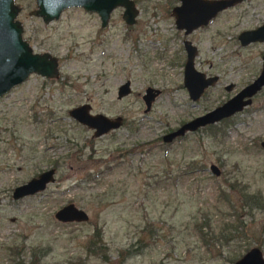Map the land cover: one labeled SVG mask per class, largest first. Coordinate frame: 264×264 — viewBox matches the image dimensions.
Masks as SVG:
<instances>
[{
    "label": "rangeland",
    "instance_id": "rangeland-1",
    "mask_svg": "<svg viewBox=\"0 0 264 264\" xmlns=\"http://www.w3.org/2000/svg\"><path fill=\"white\" fill-rule=\"evenodd\" d=\"M176 2L135 0L139 23L129 31L119 6L104 26L80 6L44 23L28 10L34 0H15L22 37L58 58L59 76L31 73L0 96V264H231L252 245L264 256V207L239 204L244 191L264 195V86L233 115L161 140L232 95L225 84L239 88L258 73L264 43L240 47L235 36L264 20V0H242L188 36L195 69L218 76L195 101L182 84L181 36L168 16ZM126 79L130 91L117 97ZM147 86L159 92L144 111ZM81 103L122 122L92 136L67 113ZM49 167L54 179L43 190L10 197ZM67 202L88 219L55 220Z\"/></svg>",
    "mask_w": 264,
    "mask_h": 264
},
{
    "label": "water",
    "instance_id": "water-1",
    "mask_svg": "<svg viewBox=\"0 0 264 264\" xmlns=\"http://www.w3.org/2000/svg\"><path fill=\"white\" fill-rule=\"evenodd\" d=\"M240 0H179L171 9L177 28L189 32L195 27L205 24L217 11L229 7ZM35 9L31 14L39 16L44 23L58 18L61 11L67 7L80 6L84 10L98 14L101 25H104L109 12L115 6H122V19L131 24L137 10L132 0H34ZM19 5L14 0H0V96L9 91L16 84L24 81L31 73L46 78H56L58 75L57 58L48 52H34L30 44L22 37V25L17 19ZM238 40L242 45L250 41L264 39V21L253 29L239 32ZM186 57L182 69V84L190 100H197L203 90L216 81V75H205L194 67L195 48L184 41ZM264 85V55L258 74L236 93L222 103L183 121L176 128L161 135L163 142H170L173 138L182 136L187 131L215 123L242 110L251 102V96ZM231 84L224 86L230 90ZM128 92V81L123 82L117 89V95ZM158 89L145 87L142 99L144 111L150 107L151 101L157 95ZM68 115L76 121L92 129V136H99L121 124L120 117L109 118L101 113L88 112V104L83 103L67 110ZM264 149V140L259 142ZM212 174L218 175L219 168L214 163L209 164ZM54 167H49L23 183L13 187L11 198L17 199L43 190L54 179ZM53 217L60 222H83L88 219L87 213L73 202H67L53 211ZM231 264H264V256L259 246L252 245Z\"/></svg>",
    "mask_w": 264,
    "mask_h": 264
},
{
    "label": "flooded vegetation",
    "instance_id": "flooded-vegetation-1",
    "mask_svg": "<svg viewBox=\"0 0 264 264\" xmlns=\"http://www.w3.org/2000/svg\"><path fill=\"white\" fill-rule=\"evenodd\" d=\"M133 1V3H134V6H135V8H136V10H137V13L135 14V16H134V20H133V22L131 23V24H127V23H125V21L123 20V22H124V24L126 25L125 26V28L126 29H128L129 31L131 30L132 31V29L133 28H136L137 26H138V23H139V21H138V14H139V11H138V7H136V5H135V0H132ZM240 1H242V0H240ZM239 1V2H240ZM14 2H15V0H14ZM239 2H236V3H239ZM179 3V0H177V2L175 3V4H173V5H171L170 6V8H169V12H168V16L171 18L172 17V20L170 21V23H172V25H173V28L176 30V33L177 34H179L180 36H181V49H182V51H183V57H184V60H185V57H186V49H185V44H184V41H189V43L195 48V55H197V46H196V44L193 42V40L191 39V38H189L188 36H191L195 31H197L198 29H203V28H205L210 22H212L219 14H221L222 12H226V11H228L231 7H233V5H235V4H233V5H231V6H229V7H226V8H223V9H221V10H219V11H217L211 18H209L208 19V21L205 23V24H202V25H199V26H197V27H195L194 29H191L189 32H184V29L183 28H177L176 27V25H175V22H174V15L172 14V11H171V9H172V7L174 6V5H177ZM119 7H121V13H120V16H121V18H122V11H123V7L122 6H119ZM29 11H31L30 9H28ZM29 11H28V13H29ZM90 12H94V11H90ZM19 13V12H18ZM96 15H98L96 12H94ZM109 14H110V12H109ZM156 15V14H155ZM99 17V16H98ZM108 17H109V15H108ZM41 19V18H40ZM157 19H159L158 18V16H157ZM107 20H108V18H107ZM107 20H106V22H105V24L107 23ZM264 20H262L259 24H261L262 22H263ZM153 22H155V20H153ZM157 23H159V21L157 20ZM99 24H100V26H104V25H101V21H100V18H99ZM259 24H257V25H255L254 27H252V28H248V29H253V28H255L256 26H258ZM22 25V24H21ZM159 27H161V26H159ZM162 28V27H161ZM244 30H247V29H244ZM241 31H243V30H241ZM240 31V32H241ZM22 32H23V26H22ZM157 32V31H156ZM238 34H239V32L236 34V36H235V39L237 40V42H238V44H239V46L240 47H246V46H248V45H251V44H254V43H264V39L263 40H261V41H250V42H248V43H246V44H244V45H242L241 43H240V41L238 40ZM154 35H157V33H155ZM155 38H157V37H155ZM26 40V39H25ZM28 42V41H27ZM29 43V42H28ZM156 47V46H155ZM158 48H162L161 46H158ZM33 51V50H32ZM35 52V51H34ZM43 52V51H42ZM159 53V52H158ZM262 55H264V52H262V54H260V59H261V57H262ZM54 56V55H53ZM195 57V56H194ZM57 58V57H56ZM57 62H58V58H57ZM183 63H184V61H183ZM260 66H261V62H260ZM260 70V69H259ZM205 75H216V81L211 85V86H213L214 84H216L217 83V80H218V76H217V74H214V73H208V72H205V71H202ZM259 72V71H258ZM258 74V73H257ZM256 74V75H257ZM255 75V76H256ZM29 76V75H28ZM27 76V77H28ZM59 76V70H58V75H57V77ZM254 76V77H255ZM56 77V78H57ZM253 79V78H252ZM125 81H128V92L127 93H129V91H130V86H129V80L128 79H126ZM125 81H123V82H125ZM251 81V80H250ZM250 81H248V82H250ZM122 82V83H123ZM248 82H246L245 84H247ZM122 83H120L118 86H117V88H116V96L117 97H121L122 95H120V96H118L117 95V89H118V87L122 84ZM227 84H231V88H230V90H228V91H231L232 90V93L234 94V93H236L242 86H244L245 84H243V85H241L239 88H237V87H235V84L233 83V82H229V83H227ZM227 84H225V85H227ZM224 85V86H225ZM264 86V85H263ZM262 86V87H263ZM209 87V86H208ZM208 87H206V88H208ZM262 87L260 88V90L262 89ZM153 88V87H152ZM206 88L203 90V92H202V94L205 92V90H206ZM156 89V88H155ZM260 90H258L257 92H255V94H253L252 96H251V101L254 99V97H255V95H257L259 92H260ZM227 91V90H226ZM158 92H159V90H158ZM127 93H125V94H127ZM144 93V92H143ZM231 93V94H232ZM125 94H123V95H125ZM158 94V93H157ZM201 94V95H202ZM232 94V95H233ZM143 95V94H142ZM200 95V96H201ZM156 96V95H155ZM155 96H154V98H155ZM231 96V95H230ZM229 96V97H230ZM228 97V98H229ZM141 98H142V96H141ZM154 98H153V100H154ZM152 100V101H153ZM151 101V102H152ZM225 101V100H224ZM144 102V101H143ZM223 102V101H222ZM222 102H220V103H222ZM219 103V104H220ZM251 103V102H250ZM81 104H83V103H81ZM87 104V103H86ZM79 105V104H78ZM218 105V104H217ZM249 105V104H248ZM145 106V105H144ZM216 106V105H215ZM214 106V107H215ZM88 107H89V105H88ZM213 108V107H212ZM70 109V108H69ZM243 109V108H242ZM107 117V116H106ZM115 117H120V116H115ZM109 118H114V117H109ZM120 119H121V117H120ZM121 122H122V119H121ZM184 135V134H183ZM181 137V136H180ZM262 148V147H261ZM43 171V170H42ZM41 172V171H40ZM55 172V171H54ZM38 174V173H37ZM36 175V174H35ZM35 175H33V176H35ZM32 177V176H31ZM30 178V177H29ZM28 178V179H29ZM27 179V180H28ZM26 181V180H25ZM24 181V182H25ZM21 183H23V182H21ZM20 184V183H19ZM19 184H17V185H19ZM16 186V185H15ZM13 189V188H12ZM41 191V190H40ZM11 192H12V190H11ZM37 192H39V191H37ZM37 192H35V193H37ZM35 193H33V194H35ZM30 195H32V194H30ZM25 196H28V195H24V196H22V197H25ZM10 197H11V194H10ZM22 197H20V198H22ZM20 198H17V199H20ZM14 200H16V199H14Z\"/></svg>",
    "mask_w": 264,
    "mask_h": 264
},
{
    "label": "trees",
    "instance_id": "trees-1",
    "mask_svg": "<svg viewBox=\"0 0 264 264\" xmlns=\"http://www.w3.org/2000/svg\"><path fill=\"white\" fill-rule=\"evenodd\" d=\"M210 125V124H208ZM224 198H226V194L224 193ZM239 204H240V208L242 209H251L252 207H264V195L261 194L260 192H243L239 198ZM229 206L232 207V204L229 203ZM199 230V228H197ZM94 236L97 238V240H100V230L99 228H95V230L93 231ZM201 233V232H200ZM128 248L124 249V252L121 251L119 253V257L121 258L124 254H128L130 251H128ZM32 255V254H31ZM19 263V262H18Z\"/></svg>",
    "mask_w": 264,
    "mask_h": 264
}]
</instances>
